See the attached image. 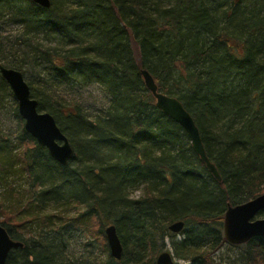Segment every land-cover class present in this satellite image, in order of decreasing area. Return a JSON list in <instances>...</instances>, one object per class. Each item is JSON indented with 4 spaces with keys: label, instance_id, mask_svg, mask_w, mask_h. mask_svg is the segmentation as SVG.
<instances>
[{
    "label": "trees",
    "instance_id": "1",
    "mask_svg": "<svg viewBox=\"0 0 264 264\" xmlns=\"http://www.w3.org/2000/svg\"><path fill=\"white\" fill-rule=\"evenodd\" d=\"M0 64L24 73L75 150L67 166L51 158L0 75V181H30L26 202L13 187L0 199V224L24 242L7 264H156L178 220L177 258L215 264L228 207L264 193V0H0ZM144 69L192 114L221 182L157 107ZM90 223L105 240L116 226L121 260L107 241L105 260L68 252V228ZM235 246L264 264V237Z\"/></svg>",
    "mask_w": 264,
    "mask_h": 264
},
{
    "label": "water",
    "instance_id": "2",
    "mask_svg": "<svg viewBox=\"0 0 264 264\" xmlns=\"http://www.w3.org/2000/svg\"><path fill=\"white\" fill-rule=\"evenodd\" d=\"M32 1L44 8L51 7V0ZM0 75L8 83L15 96L19 114L24 120L25 130L37 141L38 145L47 149L51 158L67 166L75 156L72 143L51 113L39 111V102L32 97L31 87L24 73L0 64ZM142 75L147 89L156 98L157 107L185 130L194 152L205 163L212 175L221 182V175L206 153L200 129L192 114L181 100L159 91L157 83L147 70H142ZM261 212H264V194L245 203L229 206L223 225V235L226 241L232 245H241L255 237H264V218H255ZM184 226L183 221H176L169 226V230L178 234ZM105 235L111 256L121 260L124 248L116 226L108 225L105 228ZM22 247H24V242L13 239L6 227L0 225V264H7L10 252ZM156 264H177V262L169 250H164L158 255Z\"/></svg>",
    "mask_w": 264,
    "mask_h": 264
},
{
    "label": "rangeland",
    "instance_id": "3",
    "mask_svg": "<svg viewBox=\"0 0 264 264\" xmlns=\"http://www.w3.org/2000/svg\"><path fill=\"white\" fill-rule=\"evenodd\" d=\"M101 94L102 93L100 92L98 93L94 92L92 93V97L94 99H97L99 102H101L102 99ZM6 123L7 126L11 128V130L16 131L18 127L16 120L13 121L6 120ZM8 187L16 188L20 193L19 199L22 202L27 201V197L29 195V190H30V181L27 177V173L25 172L10 173L6 181H0V199L1 197H3V194L6 192ZM141 189L142 188L140 186L132 189L131 190L132 196L134 197L139 196L142 193ZM14 198H16V196ZM10 200L12 201L13 199L10 198ZM11 201H7L6 205L7 206L10 205ZM81 209L84 210V207ZM47 212H56L54 214H58L57 213L58 210L54 209L52 206L48 207L44 213ZM78 213L79 210L70 209L66 211L64 215L71 217L77 215ZM3 218H4V214L0 211V220H3ZM255 218H264V212H261ZM40 228H41L40 224L32 223L30 227L31 235L32 236L38 235ZM27 234L29 235L28 232ZM66 234H67V238H69L70 240L68 252L70 250L71 251L70 254H73L74 257H77L79 260L83 259L88 261L92 259H96V260L106 259L108 253L106 248L107 238L105 240V238L98 231H96V226L94 225L92 226L91 223L88 224L85 228L80 225L71 226L68 228ZM181 237L182 236L180 234H176L175 237H171V236L167 237L165 239V250H169L174 255V258L177 263L188 264V261L181 260L177 258L176 255L174 242L180 240ZM243 250H244L243 247H238L227 242L223 244L220 250H218L217 253H215L212 256V258L215 264H247L243 257Z\"/></svg>",
    "mask_w": 264,
    "mask_h": 264
},
{
    "label": "bare ground",
    "instance_id": "4",
    "mask_svg": "<svg viewBox=\"0 0 264 264\" xmlns=\"http://www.w3.org/2000/svg\"><path fill=\"white\" fill-rule=\"evenodd\" d=\"M207 153V152H206ZM215 164V163H214ZM206 166V165H205ZM217 167V166H216ZM206 169L209 171V173L210 174H212L211 172H210V170L207 168V166H206ZM218 169V168H217ZM219 171V170H218ZM220 173V172H219ZM221 175V174H220ZM221 180H222V176H221ZM262 194H264V193H262ZM261 195V194H260ZM178 221H180V220H178ZM182 221V220H181ZM176 222V221H175ZM184 222V221H183ZM174 223V222H173ZM1 225V224H0ZM185 227V226H184ZM173 233V232H172ZM10 234V233H9ZM175 234V233H174ZM179 234V233H178ZM11 236V235H10ZM215 253H217V252H215ZM215 253H213V255L215 254ZM189 263V262H188Z\"/></svg>",
    "mask_w": 264,
    "mask_h": 264
}]
</instances>
